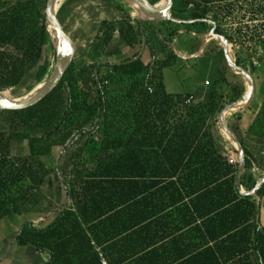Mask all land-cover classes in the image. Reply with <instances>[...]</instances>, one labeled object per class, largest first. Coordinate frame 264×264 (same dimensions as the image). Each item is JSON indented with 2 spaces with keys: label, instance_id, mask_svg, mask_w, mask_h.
<instances>
[{
  "label": "trees",
  "instance_id": "trees-1",
  "mask_svg": "<svg viewBox=\"0 0 264 264\" xmlns=\"http://www.w3.org/2000/svg\"><path fill=\"white\" fill-rule=\"evenodd\" d=\"M46 1L0 0L1 93L27 74L41 82L52 70L54 61L41 64L47 48L56 52L45 21ZM106 1L127 19L102 23L103 44L118 31L131 48L140 47L123 60L90 66L96 93L85 86L86 69L75 72L71 64L37 104L0 110L10 115L0 147L11 140L28 141V155L22 158L0 151V219L29 211L35 192L52 179V170L36 160L51 156L55 147L78 144L67 178L65 167H58L67 202L46 226L25 224L15 236L17 245L47 252L48 264H103V258L125 264L135 257L137 264H156L161 258L159 264H170L164 240L189 225L204 239L196 253L215 258V264H264V228L256 200L262 187L255 195L241 194L238 163L229 162L228 146L219 142L215 129L221 110L244 95V86L223 76L204 99L189 100V93H169L163 78V69L178 56L168 42L178 33L177 24L189 20L203 26L214 22L215 32L239 56L240 46L249 51L255 71L264 63V0H173L172 18L179 21H162L157 27L140 22L139 10L126 0ZM145 40L152 52L148 62L143 59ZM158 48L167 55L158 57ZM236 62L245 67L240 58ZM220 82L228 84V91L218 88ZM255 113L248 131L264 141V103ZM241 143L246 155L242 185L251 190L256 180L248 169L256 159L246 141ZM168 208L175 210L166 215ZM180 212L183 225L165 229L166 217ZM198 248L189 247L182 255Z\"/></svg>",
  "mask_w": 264,
  "mask_h": 264
},
{
  "label": "rangeland",
  "instance_id": "rangeland-1",
  "mask_svg": "<svg viewBox=\"0 0 264 264\" xmlns=\"http://www.w3.org/2000/svg\"><path fill=\"white\" fill-rule=\"evenodd\" d=\"M161 1L163 0L156 3ZM58 14L65 30L77 45L72 63L73 70L79 72L81 69H86L84 83L94 93H96L95 84L90 66L104 60H111L112 62L123 60L131 56L140 47V43H137L135 48H131L118 31L113 33L108 44H103L102 39L105 33L101 31L102 23L104 21L117 23L127 19V16L121 10L110 5L106 0H60ZM132 24L136 28L138 27L136 20H132ZM177 25L178 33L171 42H168V45L178 56L170 66L163 69V78L166 90L169 93H194L198 95L203 91L208 92L211 88L210 85L223 76L230 79V84L244 86L245 90L248 89L247 79L233 71L228 65L224 50L223 52L219 51L220 48H223L222 41L215 36H211L213 28L211 22H207L205 26L195 25L189 21ZM196 53L198 56H191V54ZM43 54L41 64H44L46 59L55 63V51L47 48ZM164 55H167V53L158 48L157 56L163 57ZM231 56L234 60L240 58L245 62V68L254 77L258 93L264 97V63L257 65L254 71L250 53L244 48L239 56L237 48L232 46ZM143 59L146 62L152 59V52L148 46L143 51ZM32 74L34 73L27 74L18 86L5 90L3 94L11 99L22 98L35 90L50 73L41 82ZM206 80L211 83L206 84ZM220 85L225 91H228V84L220 82L218 88ZM9 120V113L0 111V134L9 129ZM78 149V144L70 148L55 147L51 156L40 157L36 160L41 162L46 169L52 170V179L46 178L31 198V204L34 208L40 207L44 210L57 211L65 205L67 202L66 187L61 182L64 173L59 171L58 167L61 164L65 167L67 178L73 161L77 157L76 152ZM1 150L4 153L8 152L15 158H22L28 155V141L11 140L4 148L0 147Z\"/></svg>",
  "mask_w": 264,
  "mask_h": 264
},
{
  "label": "crops",
  "instance_id": "crops-1",
  "mask_svg": "<svg viewBox=\"0 0 264 264\" xmlns=\"http://www.w3.org/2000/svg\"><path fill=\"white\" fill-rule=\"evenodd\" d=\"M135 15L140 16V12L135 13ZM191 56H198V54H191ZM226 79L230 83V79L227 77ZM247 90H245V93ZM206 93L203 91L198 95L194 93L189 94L193 100H202L206 96ZM262 103H264V97L258 93L255 85V90L250 101L247 104L240 103L238 107L229 110L224 117L227 125L234 131L239 140H245L246 146L254 153L256 162L253 161V165L248 169V172L256 182L260 181L264 175V141L256 138L248 130L256 116V108ZM215 129L219 142L228 146L227 157L235 156L238 159L236 147L232 140L218 123ZM261 187V194L256 196V200L260 204L259 217L261 226L264 228V184ZM242 188L248 191L243 185ZM174 210L173 208H168L166 215ZM57 211L44 210L40 207L34 208L32 205L29 211H23V213L18 215L11 214L0 219V264H48L50 255L47 252H40L33 247L31 248V246L17 245L15 243V236L27 223H32L37 227L46 226L53 219ZM184 218L183 212L177 213L174 217H166L165 229L166 227L168 228L167 230H169V227L175 229L178 222V224L183 225L180 221H183ZM197 225H200V220L197 222ZM191 229L192 227L189 225H184L164 240L168 247H170L167 252L168 262L170 264H215V258L196 253L201 250L200 248H203L205 243L200 231L193 229L192 231ZM158 244L160 245V243ZM194 246L199 248L192 251L193 253L189 252L182 255L187 251V248ZM159 261H163V258L158 259L156 264H159ZM125 264H137L136 257L125 261Z\"/></svg>",
  "mask_w": 264,
  "mask_h": 264
},
{
  "label": "water",
  "instance_id": "water-1",
  "mask_svg": "<svg viewBox=\"0 0 264 264\" xmlns=\"http://www.w3.org/2000/svg\"><path fill=\"white\" fill-rule=\"evenodd\" d=\"M60 0H47L46 2V11H45V21L48 25V30L54 32V43L56 46V58L55 63L52 67L50 74L47 78L32 92L28 95L11 99L6 95L0 92V110H20L31 107L38 102H40L43 98H45L48 94H50L55 87L60 83L64 74L68 70V68L73 63L74 55L76 53V42L71 38L68 32L65 30L64 25L62 24L59 16H58V3ZM132 6H135L139 12L140 17L139 21H152L154 25L157 27L159 22L166 20H175L172 18L173 13V0H163L162 3H152L150 0H126ZM193 9L192 6L190 8ZM196 20H189L190 23L195 22ZM213 24V28L211 30V35L215 36L222 41L223 50L225 53L226 60L230 68L238 74L243 75L248 81V90L246 93L238 99L236 102L229 103L226 105L220 112L218 116V124L221 126L223 131L227 134V136L232 140L236 147L237 155H238V171L236 178V186L243 195H255L259 188L264 184V175L260 181L256 182L254 187L251 190L245 191L242 188V175L245 170V149L234 133V131L227 125L225 121V114L235 108L238 107L240 103L247 104L255 90V81L253 75L247 70L245 67L239 65L236 60H234L231 56V48L233 44H230L228 39L221 34L215 32V23L209 21ZM158 34H160L159 29L157 28ZM52 34V33H51ZM53 36V35H52ZM146 47V40L144 44V49ZM243 48L240 46V52H242Z\"/></svg>",
  "mask_w": 264,
  "mask_h": 264
},
{
  "label": "built area",
  "instance_id": "built-area-1",
  "mask_svg": "<svg viewBox=\"0 0 264 264\" xmlns=\"http://www.w3.org/2000/svg\"><path fill=\"white\" fill-rule=\"evenodd\" d=\"M206 84H209V82H208V80H206V82H205ZM192 99V97H190L189 98V100H191ZM188 100V101H189ZM228 160H229V162L231 163V164H235V163H238V159L235 157V156H229L228 157ZM102 263L103 264H109L108 262H107V260H105L104 258H103V260H102Z\"/></svg>",
  "mask_w": 264,
  "mask_h": 264
},
{
  "label": "bare ground",
  "instance_id": "bare-ground-1",
  "mask_svg": "<svg viewBox=\"0 0 264 264\" xmlns=\"http://www.w3.org/2000/svg\"><path fill=\"white\" fill-rule=\"evenodd\" d=\"M133 7H135V6H133ZM136 8V7H135ZM51 33H52V35H53V38H54V32L51 30Z\"/></svg>",
  "mask_w": 264,
  "mask_h": 264
}]
</instances>
